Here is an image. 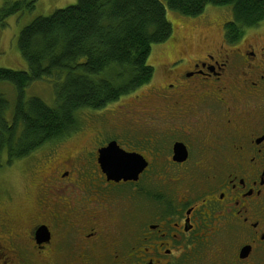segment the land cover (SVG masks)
I'll return each instance as SVG.
<instances>
[{
	"label": "flooded vegetation",
	"instance_id": "1",
	"mask_svg": "<svg viewBox=\"0 0 264 264\" xmlns=\"http://www.w3.org/2000/svg\"><path fill=\"white\" fill-rule=\"evenodd\" d=\"M225 23L161 57L121 129L15 160L26 186L0 190V264H264V20ZM111 141L135 178L103 170Z\"/></svg>",
	"mask_w": 264,
	"mask_h": 264
},
{
	"label": "trees",
	"instance_id": "2",
	"mask_svg": "<svg viewBox=\"0 0 264 264\" xmlns=\"http://www.w3.org/2000/svg\"><path fill=\"white\" fill-rule=\"evenodd\" d=\"M164 1L188 17L207 5L230 6L228 34L264 20V0ZM17 9V3L2 9L0 20ZM171 32L161 0H76L35 17L17 40L28 68L0 67V82L15 89L8 118L10 103L0 93V167L76 131L81 109H100L150 82L151 45L165 42ZM44 78L53 81L54 105L25 96L30 83Z\"/></svg>",
	"mask_w": 264,
	"mask_h": 264
},
{
	"label": "rangeland",
	"instance_id": "3",
	"mask_svg": "<svg viewBox=\"0 0 264 264\" xmlns=\"http://www.w3.org/2000/svg\"><path fill=\"white\" fill-rule=\"evenodd\" d=\"M161 1L165 5L166 18L171 24L172 32L165 42L151 45L148 63L154 67L153 77L158 76V71L156 72V70L161 57L164 56V58H167L171 56L174 48L181 41L184 40L191 47L195 46L200 41L197 39H200L207 29L213 32L214 35H218L221 32V22L232 19V9L230 6L207 5L199 16L188 17L170 9L164 0ZM75 2L76 0H0V11L12 6L14 3L18 4L17 10L0 20V67L27 69V63L21 55L17 43L22 28L37 16H48L56 9L74 4ZM0 93L10 103V109L6 114L8 118L11 115L15 101V89L10 83L0 82ZM138 93L140 94L141 92L138 91ZM25 96H36L41 98L47 105H54L53 81L44 78L30 83L25 88ZM133 102V96H122L100 109H81L77 113L78 126L75 130L81 129L83 131L80 132H84L85 134L76 140L70 138L72 141H67L65 144L68 147L77 145L81 147L87 145L90 143V140L94 139L92 135L94 134V129L104 132L103 134L109 130L114 131L115 128L121 129L124 114L120 112L125 111L124 109L126 108L135 109L134 105H128L133 104ZM126 105L128 106L126 107ZM75 132L73 131L71 133L74 134ZM16 161H13L11 164L3 163L2 167H0V190H13L4 179L3 173L23 165V162L17 163Z\"/></svg>",
	"mask_w": 264,
	"mask_h": 264
},
{
	"label": "water",
	"instance_id": "4",
	"mask_svg": "<svg viewBox=\"0 0 264 264\" xmlns=\"http://www.w3.org/2000/svg\"><path fill=\"white\" fill-rule=\"evenodd\" d=\"M99 159L103 170L115 179L135 178L143 166L138 164L133 154H127L120 149L115 141L109 142L100 150Z\"/></svg>",
	"mask_w": 264,
	"mask_h": 264
},
{
	"label": "clouds",
	"instance_id": "5",
	"mask_svg": "<svg viewBox=\"0 0 264 264\" xmlns=\"http://www.w3.org/2000/svg\"><path fill=\"white\" fill-rule=\"evenodd\" d=\"M6 182L17 192L23 194L26 186V178L19 168L7 170L3 173Z\"/></svg>",
	"mask_w": 264,
	"mask_h": 264
}]
</instances>
